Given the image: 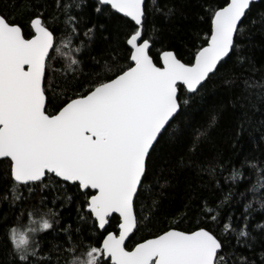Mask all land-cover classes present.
Returning <instances> with one entry per match:
<instances>
[{
	"label": "snow or ice",
	"instance_id": "6c2138e0",
	"mask_svg": "<svg viewBox=\"0 0 264 264\" xmlns=\"http://www.w3.org/2000/svg\"><path fill=\"white\" fill-rule=\"evenodd\" d=\"M55 3L57 10L65 13L64 30L77 36L82 32L89 50L98 34L106 44V59L100 64L90 56L99 70L82 78L65 79L64 93L58 96L52 87L50 62L56 59L53 52L68 55L62 52L67 44L55 43V29L45 18L46 6H28L27 34L17 22L18 17L0 12V165L7 164L5 179L12 182L11 190L24 186L31 197L37 188L39 193L49 187L65 192L75 189L66 202L76 195L82 198L77 208V219L82 224L76 232L81 233L83 224H88L90 235L101 233L98 246H87L86 264H257L244 255L231 260L234 250L225 253V248L235 247L224 238L228 231L235 233L237 245L242 244L254 254L256 246L264 248V234L258 239L248 230L251 203L244 205L239 229L232 227L231 216L222 233L206 223L193 230L181 229L173 222L128 246L135 231L146 227L142 221L148 217L142 216L143 210L138 211L137 204L172 122L186 111L190 100L201 96L233 55L243 64L240 40L246 22L259 24L264 31V14L259 20L251 19L254 0H216L215 4L202 5L206 16L199 19L207 29L196 31L200 42L193 43L187 58L175 46L165 45L163 37L154 40L148 35L145 0H95L93 11L105 19L104 23L90 20L87 15L68 14V4L61 0ZM156 11L165 18L172 13L171 8ZM157 43L161 49H156ZM81 51L80 47L75 49ZM80 62L72 58L69 68ZM238 99L251 102V95ZM256 99L264 103V90L256 94ZM49 104L55 106L54 111L48 110ZM216 123L217 115L213 114L208 127L197 133L191 152L198 150V142ZM248 123L240 121L234 133V149ZM224 167L219 160L209 161L206 170L215 174L217 168L222 171ZM245 167L264 176V152L257 156L245 154L239 168L232 166L228 179H243ZM20 199L16 196L12 203ZM228 199L225 197L224 202ZM46 200L41 195L40 203ZM213 211L204 201V212ZM48 214L50 218L42 219L39 229L32 228V232H55L58 213L50 208ZM32 215L28 212L29 217ZM218 217L216 212L210 218L217 222ZM114 218L116 228L107 231ZM256 227L264 229V224ZM62 231L67 243L72 244L69 229ZM5 243L8 259L0 260V264H59L53 256L58 257L63 247L53 243L48 252L40 243L30 247L29 237L15 227L6 230ZM75 247L66 251L74 253ZM259 264H264V252L260 253Z\"/></svg>",
	"mask_w": 264,
	"mask_h": 264
},
{
	"label": "trees",
	"instance_id": "16d2710c",
	"mask_svg": "<svg viewBox=\"0 0 264 264\" xmlns=\"http://www.w3.org/2000/svg\"><path fill=\"white\" fill-rule=\"evenodd\" d=\"M61 2L69 5L68 14L87 15L90 20L105 22L103 17L93 11L95 0H86L84 3L81 0ZM145 2L149 12L146 25L148 35L154 40L163 37L165 45L175 46L187 58L188 52L193 50V43L200 42L196 38V31L200 28L207 29V24L199 19L200 16H206L202 5L206 7L207 3L215 4L216 0H155V3L153 0H145ZM77 4H80L79 8L76 7ZM29 5L46 6L45 18L55 29V43L67 44V47H62V52L68 55L61 56L53 52L56 59L50 62L49 69L53 79L52 87L58 96H62L65 79L82 78L92 71L99 70L89 57L95 56L100 64H103L106 59L104 55L106 44L97 34L89 50L88 40L82 32L77 36L65 31L63 21L66 16L63 9L57 10L55 0H0V12L18 17L17 22L24 26L27 34ZM157 8L164 11L171 8L172 13L165 18L162 12L156 11ZM261 14H264V0L254 3L251 19L259 20ZM153 28L155 31H152ZM240 43L243 45L241 54L245 56L243 64L241 65L233 55L221 73L207 84L201 96L196 97L194 101L190 100L186 111L172 122L169 133L161 142L154 158L153 172L144 181L145 186L137 204V210L141 208L143 210L142 216L148 217L142 221L146 227L135 231V235L128 241L129 247L173 222L178 223L181 229L193 230L198 224L205 226L206 223L217 233H222L231 216L232 227L239 229L242 226V219L238 218L244 211V205L248 203H251L253 209L248 230L258 239L264 234V229L256 227L258 224H264V209L261 208V204L264 203V176L258 175L255 169L245 167L243 179L236 181L228 179L232 173V166L239 168L245 154L257 156L264 152V139H261L264 136V127L261 126L264 122V103L256 99V94L264 90V31L260 29L259 24L250 25L246 22V30ZM77 47L82 49L80 53L75 52ZM156 49H161L160 43L156 44ZM72 58L81 62L69 68ZM226 80L232 82L228 84L225 83ZM249 95L251 102L247 99H238ZM54 107L53 104H49L48 110L54 111ZM213 114L217 115L216 125L208 130L206 137L200 139L198 150L191 152L197 133L208 127ZM241 120L249 123L234 149L233 142L236 139L234 133ZM216 160L224 163L225 167L222 171L217 168L215 174H210L206 170L209 161ZM6 168V162L0 165V260L8 259L6 230L11 227H15L18 232H24L29 228L39 229L37 223L44 218H50L48 214L50 208L58 213L59 224L55 226V232L36 231L30 247L40 243L43 250L48 252L52 249L53 243L63 245L59 256H53V261L58 258L59 264H69L73 257L83 258L88 245L98 246L97 239L101 233H97L96 236L90 235L88 224H83L81 233L76 232L82 224L77 219V208L82 198L76 195L70 203L66 202L67 196L73 195L75 189L68 188L65 192L58 187H49L43 193H39L37 188L29 197L24 186L17 187L14 192L11 190L12 182L5 179ZM41 195L47 197L44 204L40 203ZM16 196H20L21 199L13 204ZM225 197H229L227 202H224ZM54 198L55 204L52 203ZM204 201H207L208 207L214 209L212 213L204 212ZM30 211L33 213L31 217L28 216ZM216 212H219V217L217 222H213L210 217ZM116 225L117 220L114 218L107 231H113ZM66 228L71 234L72 244L67 243L66 235L62 231ZM224 238L235 246L234 249L225 248V253L235 251L231 260L244 255L255 259L259 264L260 253L264 252V248L256 246L254 254L242 244L237 245L236 235L231 231L224 233ZM244 239L241 238L242 241ZM73 245L76 246L74 253L66 251Z\"/></svg>",
	"mask_w": 264,
	"mask_h": 264
},
{
	"label": "clouds",
	"instance_id": "9594fccd",
	"mask_svg": "<svg viewBox=\"0 0 264 264\" xmlns=\"http://www.w3.org/2000/svg\"><path fill=\"white\" fill-rule=\"evenodd\" d=\"M87 261V257L86 255L82 258V257H73L70 261L69 264H86Z\"/></svg>",
	"mask_w": 264,
	"mask_h": 264
},
{
	"label": "rangeland",
	"instance_id": "374dc122",
	"mask_svg": "<svg viewBox=\"0 0 264 264\" xmlns=\"http://www.w3.org/2000/svg\"><path fill=\"white\" fill-rule=\"evenodd\" d=\"M40 221L37 223V225L39 226ZM32 229V228H31ZM31 229H27L24 231V233L29 237V244L30 242L34 239L35 235L37 232H32ZM18 232V231H17ZM19 233V232H18ZM30 246V245H29Z\"/></svg>",
	"mask_w": 264,
	"mask_h": 264
},
{
	"label": "water",
	"instance_id": "95a60500",
	"mask_svg": "<svg viewBox=\"0 0 264 264\" xmlns=\"http://www.w3.org/2000/svg\"><path fill=\"white\" fill-rule=\"evenodd\" d=\"M259 0H254V3H256V2H258ZM101 231H103V230H101ZM112 231V230H111ZM106 234V233H105Z\"/></svg>",
	"mask_w": 264,
	"mask_h": 264
}]
</instances>
